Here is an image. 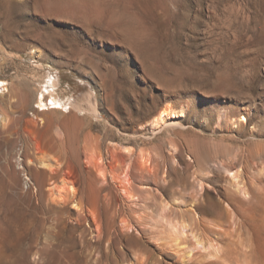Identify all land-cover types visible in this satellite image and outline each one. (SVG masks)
I'll return each instance as SVG.
<instances>
[{"label": "rangeland", "instance_id": "1", "mask_svg": "<svg viewBox=\"0 0 264 264\" xmlns=\"http://www.w3.org/2000/svg\"><path fill=\"white\" fill-rule=\"evenodd\" d=\"M46 1L0 0V111H16L0 129V264H264L249 256L264 254V0H97L105 14H49ZM41 87L65 104L52 117L78 121L51 132L68 140L65 175L98 170L106 244L103 219L72 198L69 220L15 194L33 177L18 161L31 145L23 119L44 113ZM166 106L173 117L154 126ZM207 196L221 202L212 213ZM87 222L93 242L75 226ZM133 234L146 243L126 250Z\"/></svg>", "mask_w": 264, "mask_h": 264}, {"label": "bare ground", "instance_id": "2", "mask_svg": "<svg viewBox=\"0 0 264 264\" xmlns=\"http://www.w3.org/2000/svg\"><path fill=\"white\" fill-rule=\"evenodd\" d=\"M89 1L90 3L85 5V2L75 1V0H47L43 5L45 10L49 14L50 13L53 14L54 12L73 14L76 12L79 13L78 11H84L85 13L87 12L104 13L105 11H107V6L105 4H102L97 0H89ZM38 53L39 52H37L36 49L31 48L30 54L37 55ZM38 95L40 96L39 109L44 113H42L43 115L42 117L37 119H25V118L23 119L24 121L23 132L25 134L28 133L26 140H29V143H31V145H30V149H28L24 155L25 156L24 162L18 161L20 166L23 168L24 172L28 171L31 173L35 183L33 182L32 178L28 177V175H25V177H27L26 180H24L25 182L22 180L21 182L22 185L15 194L19 195L21 198H24L25 200L26 199L31 200L32 197H35L36 199L35 202L38 204L41 203L40 201L42 197L43 200H45L46 202V206L48 205L51 209L59 211L63 216L65 215L70 220L71 211L69 207H66V203H68L70 198H72V201L69 202L73 206H75L79 211H82L83 209L81 207V204L75 199V192L77 191L75 185L76 181L74 179H71L68 175H65V170L70 168L71 165L68 140L67 138L64 140L57 139V137H55L51 131L52 130L55 131V128L58 126L62 128L66 133L70 132L71 130L77 128L78 121L74 119L72 115H64L58 118L52 117V115L50 114L51 111L54 112L57 108L64 109L65 107L64 102L55 95L54 89L46 88V90L44 91L42 90L41 87L38 90ZM70 106H76V104L70 103ZM7 107H8L7 109L10 108V106L8 105ZM24 109L25 108L23 107V109L20 112L23 113ZM79 110L81 111L83 109L80 108ZM15 115H16V111H10V110L9 112L0 111V129L6 127V125L10 122L11 119L12 120L15 119ZM173 115H174V110H172V108H170L169 106H166L159 111V113L152 119L151 123L154 126L158 127L159 124L162 125L163 123L167 122L169 118L173 117ZM42 120L44 121L43 126H41L40 124ZM246 120L247 117L245 115H241L236 119H234L232 121V124L234 126H239L240 123H243ZM122 148L124 151L128 153H133L132 146L125 145ZM233 153H234V149L229 147L222 154L225 158L230 159V162H227V167L231 169L235 165L234 162H232ZM117 160L121 161V157L118 156ZM9 163H10L9 164L10 167H12V170L14 171L13 174L15 175L17 172L16 163L13 162H9ZM129 166L130 165H128V167H126L123 171V174L125 176L124 178L125 187H126V189H124L125 192H128L129 189H133L132 183L127 178L128 171L130 168ZM114 169H115L114 172L118 174L120 168L117 166ZM99 172L100 174L105 176V172L103 170H100ZM239 172L240 170H237L238 174L237 173L232 174L233 185L237 186L238 189L241 188L238 180ZM114 177L115 175H113V178ZM41 178H43L45 181L44 186H42L41 184L42 181ZM36 186H38L37 190L41 191V195L35 193ZM220 205H221L220 201L210 196H207L205 204H203L201 207L202 210H204L206 213H212L217 208H219ZM82 213H84V211H82ZM93 215L95 216V214ZM183 227L185 228V226ZM178 237L179 236L177 235V238ZM198 242L201 243V241ZM249 256L252 257V259L253 258L261 259L262 263L264 262V254L259 245H254L252 250L249 252Z\"/></svg>", "mask_w": 264, "mask_h": 264}, {"label": "water", "instance_id": "3", "mask_svg": "<svg viewBox=\"0 0 264 264\" xmlns=\"http://www.w3.org/2000/svg\"><path fill=\"white\" fill-rule=\"evenodd\" d=\"M43 115H39L42 117ZM98 170L95 168L83 169L80 171V175L75 182L76 187L78 188V193L75 199L84 207L85 211L91 215L95 214L98 218L103 219L105 233L103 244L107 243L108 236L110 235V226L113 223V218L111 216V211L109 207L104 202L102 196L100 195V188L96 187V183L99 181ZM71 217L74 219L78 210L74 207H70ZM74 214V215H73ZM75 225V224H74ZM78 229L82 230L85 234L88 242H93L95 239L96 229L94 226L88 224L84 225H75ZM146 241L142 238H138L136 234H133L127 237L125 241V249L128 250L132 245H142ZM114 247H111V250Z\"/></svg>", "mask_w": 264, "mask_h": 264}]
</instances>
